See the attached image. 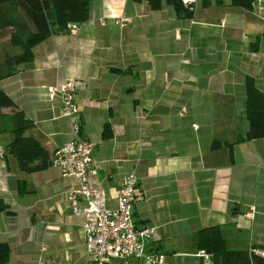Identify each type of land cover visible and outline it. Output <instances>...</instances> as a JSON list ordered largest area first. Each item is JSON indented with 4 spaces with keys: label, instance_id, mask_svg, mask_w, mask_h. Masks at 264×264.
Returning a JSON list of instances; mask_svg holds the SVG:
<instances>
[{
    "label": "crops",
    "instance_id": "obj_1",
    "mask_svg": "<svg viewBox=\"0 0 264 264\" xmlns=\"http://www.w3.org/2000/svg\"><path fill=\"white\" fill-rule=\"evenodd\" d=\"M160 1L154 10L145 1L91 0L75 33L36 44L32 60L2 78L0 88L32 121L26 135L51 157L71 128L60 96L50 99L47 87L75 81L81 135L94 143L95 180L106 205L116 207L120 181L135 173L132 218L137 228L153 227L145 250L163 254V264H210V255H197L195 240L209 226L218 227L229 250L264 248V138L235 142L247 130L244 77L264 91V0L251 11L230 0H198L189 18ZM121 16L124 27L113 23ZM76 186L51 165L26 173L6 155L5 264H86L83 218L67 199Z\"/></svg>",
    "mask_w": 264,
    "mask_h": 264
},
{
    "label": "trees",
    "instance_id": "obj_2",
    "mask_svg": "<svg viewBox=\"0 0 264 264\" xmlns=\"http://www.w3.org/2000/svg\"><path fill=\"white\" fill-rule=\"evenodd\" d=\"M131 1H145L154 10L161 7L160 0ZM164 1L173 7L178 16L191 17L192 10L185 8L181 0ZM256 1L258 0H230V5L251 11ZM90 2L91 0H0V30L11 28L9 43L21 49L12 55L5 54L0 61V80L12 75L17 65L31 61L32 48L36 44L51 35L69 33L68 24L79 25L86 21ZM250 50L255 51L256 47H250ZM244 91L247 130L235 142L264 138V91L256 87L250 76L244 77ZM8 107L14 108V111L3 114L1 109ZM32 126V121L21 110L15 109L12 99L0 88V131L11 134L10 141L3 146L4 159L6 155L13 156L18 169L26 173L49 167L51 159L37 140L26 135V131ZM110 136V128L105 123L102 137L106 139ZM235 142L230 143V146ZM5 209L6 205L0 200V212ZM195 240L198 249H204L210 255V264H264V258L251 255L247 250L227 249L217 226L199 229ZM9 254V246L0 242V264L7 262Z\"/></svg>",
    "mask_w": 264,
    "mask_h": 264
},
{
    "label": "built area",
    "instance_id": "obj_3",
    "mask_svg": "<svg viewBox=\"0 0 264 264\" xmlns=\"http://www.w3.org/2000/svg\"><path fill=\"white\" fill-rule=\"evenodd\" d=\"M198 0H181L185 8L193 10ZM104 24V19H99ZM113 23L124 27V17L113 19ZM223 24V21H221ZM77 25L68 24L70 33H75ZM48 97L59 95L61 99V115L65 117L71 128V138L57 147L51 156L50 165L58 170L61 176L73 177L77 186L67 192V199L73 203L72 213L82 217V230L87 254L86 264H106L110 259L127 263L130 259H140L144 264H163L164 255L148 253L145 242L151 238L153 227L137 228L132 218V204L136 198L137 178L129 173L119 183L117 205L108 208L105 190L100 187L95 177L97 167L92 161L91 153L94 143L81 135V120L76 103V85L72 78H66L57 86L47 87ZM4 148L0 145V163L4 159ZM84 201L78 207L75 203ZM248 253L264 258V248H249ZM197 255L204 260L209 255L200 249Z\"/></svg>",
    "mask_w": 264,
    "mask_h": 264
},
{
    "label": "rangeland",
    "instance_id": "obj_4",
    "mask_svg": "<svg viewBox=\"0 0 264 264\" xmlns=\"http://www.w3.org/2000/svg\"><path fill=\"white\" fill-rule=\"evenodd\" d=\"M11 28H6L4 30H0V61L4 58L5 54H14L19 52L21 49L19 47L11 46L9 43V37L11 35ZM8 52V53H7ZM10 133H6L0 135V142H6V139H10Z\"/></svg>",
    "mask_w": 264,
    "mask_h": 264
}]
</instances>
